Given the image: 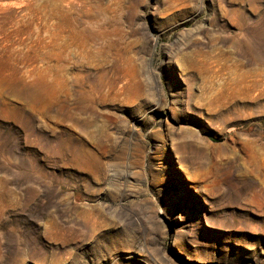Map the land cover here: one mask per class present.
<instances>
[{
	"label": "rangeland",
	"instance_id": "374dc122",
	"mask_svg": "<svg viewBox=\"0 0 264 264\" xmlns=\"http://www.w3.org/2000/svg\"><path fill=\"white\" fill-rule=\"evenodd\" d=\"M0 21V264H264V0H0Z\"/></svg>",
	"mask_w": 264,
	"mask_h": 264
},
{
	"label": "bare ground",
	"instance_id": "6f19581e",
	"mask_svg": "<svg viewBox=\"0 0 264 264\" xmlns=\"http://www.w3.org/2000/svg\"><path fill=\"white\" fill-rule=\"evenodd\" d=\"M10 20V19H9ZM1 22V21H0ZM4 30V29H3ZM80 36L82 39L85 38L83 34L80 33ZM6 66L1 65L0 66V85H3L5 83V76L4 73L6 71L5 69ZM14 97L17 100L22 101V103H17L13 104L14 112L16 113H22L24 116L31 118L38 106V103L40 101V90L39 88L33 83L29 88H23V89H14ZM61 93H63L69 101H64V104H62L63 100H61L62 97H60ZM71 93L70 90H68V85L65 81H57L55 86L52 87V93L49 101L46 103L47 106H57L58 114H64V113H69L70 111V101ZM81 102H85V98H82L80 100ZM18 104V105H17ZM46 106L43 107L44 109V114L48 112V109L45 108ZM26 109V110H25ZM50 109V108H49ZM50 111V110H49ZM50 113V112H49ZM15 115V114H14ZM63 116V115H62ZM72 118V117H71ZM83 156L85 157L87 165L89 164L88 158L91 156L90 152H85L83 153Z\"/></svg>",
	"mask_w": 264,
	"mask_h": 264
}]
</instances>
